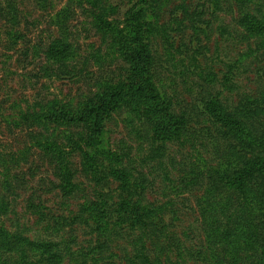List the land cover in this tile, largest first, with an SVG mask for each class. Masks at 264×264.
<instances>
[{"label": "rangeland", "instance_id": "obj_1", "mask_svg": "<svg viewBox=\"0 0 264 264\" xmlns=\"http://www.w3.org/2000/svg\"><path fill=\"white\" fill-rule=\"evenodd\" d=\"M249 13L264 24V0H0V228L74 264L64 245L93 259L105 236L88 208L106 205L110 250L90 264H264V242L213 247L203 221L240 211L236 163L264 178V32L241 28ZM56 42L70 55L58 62ZM216 97L247 138L213 124ZM131 200L151 205L148 227L119 220L148 213ZM1 243L0 264L23 263Z\"/></svg>", "mask_w": 264, "mask_h": 264}, {"label": "trees", "instance_id": "obj_2", "mask_svg": "<svg viewBox=\"0 0 264 264\" xmlns=\"http://www.w3.org/2000/svg\"><path fill=\"white\" fill-rule=\"evenodd\" d=\"M262 22L258 21V18L252 14H247V18H245L241 23L240 26L243 30H245L248 35H252L255 31H259L260 29L257 27L259 26L261 28L260 31L264 32V24H261ZM66 49L61 50V44L59 42H56L54 44V47L52 48L51 58L55 60L56 62L66 59L69 54H65ZM50 58V57H49ZM50 58V59H51ZM138 87V85H137ZM226 88L228 86L225 85ZM140 90V88L138 89ZM156 94V93H155ZM263 103H256V106L262 105ZM242 106V101H239V103L234 107V113H236V110H238ZM151 110H153L156 114V117L160 120L161 123V129L168 128L167 124L170 119V115H168L165 111V109L162 107V104L159 103L158 100L155 102H152L150 104ZM228 108L223 104L222 101L216 98H212L209 102H207V108L206 111L210 116V119L212 120L213 124H219L218 129L224 130V132H230L234 134L239 140L240 138L248 137L249 131L247 130V133L245 134V125L241 122L240 119H237L235 116H233L231 113H228ZM240 113H243L245 109L242 107L239 109ZM97 120V119H96ZM173 121V120H172ZM169 129V128H168ZM176 129H178L176 127ZM252 142V141H251ZM256 151H258L259 154H264V146L260 144ZM127 166L124 165L123 173L126 172ZM236 169L242 171L244 174L243 180H241L240 184L234 186L233 192L236 191V194L238 197H240L241 208L240 211L235 214H229L227 212L223 214L222 212H219L218 218H211V219H204L203 221L206 222L207 225L204 229L206 234V239L209 240L217 235V238L219 236V241L214 237L215 243L212 244L213 247L218 242L220 246H227L230 248L238 247L240 248L241 245L246 243L248 246L251 247V249L256 248L261 244V247H263L262 242H264L263 232H264V178L262 181H260L259 176L256 174L257 170H247L246 166L244 164L236 163ZM259 170H262L259 169ZM142 174L141 177L137 178L136 181V189L137 191L135 193H131L133 196L134 194H140L142 190H146V183L147 178ZM262 175V174H261ZM97 179H103L102 176L97 175ZM139 189V190H138ZM127 207H131L133 205L134 208L142 207L140 202L138 200H131L127 202ZM143 209H147L148 213H141L138 214L141 215L143 219H140L139 217L137 219H134V217H130L131 215L128 213L123 212V210L118 211L119 212V220H125V219H132V223L129 226L131 230L141 228L142 226L148 227L149 224L145 223V217H149L148 214H150L152 211H150L151 205L149 206H143ZM88 209H91L92 212L89 213L88 218H99L98 224L95 225V228H92L93 231L99 232L97 234L98 236H102L105 239H110L111 236H109V224H110V207L105 205V208L103 210H99L98 208H95L94 205L90 206ZM160 210L162 207L159 208ZM144 212V210H143ZM137 215V214H136ZM223 216V217H222ZM87 218V219H88ZM223 218V219H221ZM240 218H246V226L241 227L242 223H238L236 220ZM245 219V220H246ZM124 225L123 223H119L118 226L122 227ZM18 233H12L9 234L8 231L4 230L3 228H0V248L3 247L5 244H2V239L5 238L8 243H6V247L16 248L21 247L22 252L25 253L23 257V263L21 264H32V262H29L27 259L26 253H38L41 256L44 257V259L39 260L40 264H64L66 263L64 255L58 252V245L53 240H35L32 242H29V240L25 238H21L20 236L16 235ZM103 238H99L98 245L96 248H93V259H87L89 257L88 253H81L78 251H74L72 247H70L69 244L64 245L63 251L67 255L70 256V260L74 264H90L91 261L95 259V261L99 262L100 258L98 256H103L107 251L109 252L110 248V242L105 241ZM241 240H243L241 244ZM210 248V246H208ZM76 253L79 254V258L76 257ZM190 254V253H189ZM191 255V254H190ZM184 257L181 258V260L186 261L187 255H182ZM146 256H144L145 259ZM98 258V259H97ZM147 264H149L148 258L145 259ZM260 262H262L261 258L259 259Z\"/></svg>", "mask_w": 264, "mask_h": 264}]
</instances>
